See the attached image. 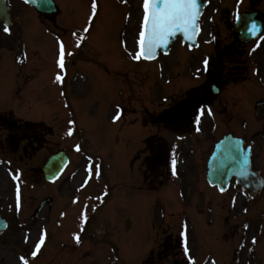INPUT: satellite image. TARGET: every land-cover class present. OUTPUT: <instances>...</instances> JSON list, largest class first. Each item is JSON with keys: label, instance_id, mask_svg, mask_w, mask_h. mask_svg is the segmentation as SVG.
Here are the masks:
<instances>
[{"label": "rangeland", "instance_id": "374dc122", "mask_svg": "<svg viewBox=\"0 0 264 264\" xmlns=\"http://www.w3.org/2000/svg\"><path fill=\"white\" fill-rule=\"evenodd\" d=\"M10 1L16 24L10 35L0 27V111L14 110L41 120L48 116L56 133L51 150H65L72 164L56 185H20L17 201L19 183L12 179L9 167L15 171L22 165L10 154L0 153V159L12 161L10 166L0 164V215L9 222L7 231L0 234V264H22L19 256L29 259V264H139L156 234L177 222L170 189L153 194L136 190L135 177L142 164L137 154L146 130L144 113L159 111L164 97L177 98L202 84L204 76L197 79V69L211 52L212 37L225 45L229 36L224 25L209 26L206 19L213 8L227 7L222 3L226 0H218L222 4L216 6V0H210L213 4L197 47L177 41L168 55L139 62L131 59L124 42L128 49L137 47L144 0H95L96 16L87 33L84 28L92 17L94 0H55L60 12L51 20L65 29H55L61 38L47 31L35 9L22 0ZM242 3L243 9L246 4ZM74 32L84 37L80 47ZM58 38L65 42L66 51L74 53L67 58L63 84L55 79L61 72ZM20 59L24 62L19 63ZM253 84L255 79H250L235 92ZM66 102H70L67 107ZM117 105L124 114L114 122ZM73 119L78 122L77 137L67 135V122ZM78 138L83 153L102 166L100 178L83 188L88 158L74 150ZM34 165L23 166L22 176H35L30 171ZM49 197L55 198L53 209L46 208L32 221L35 208ZM85 208L87 223L82 217ZM44 230L45 244L31 257ZM76 234L81 237L79 244Z\"/></svg>", "mask_w": 264, "mask_h": 264}, {"label": "flooded vegetation", "instance_id": "af4514ba", "mask_svg": "<svg viewBox=\"0 0 264 264\" xmlns=\"http://www.w3.org/2000/svg\"><path fill=\"white\" fill-rule=\"evenodd\" d=\"M256 1L252 9L241 12L254 14V19L262 25L261 32H264V0ZM224 10L213 9L206 19L207 24L217 26L220 21L231 27L233 14ZM257 43H260L258 38L253 41L252 49ZM232 45L236 48V53L229 59L232 62L221 64L223 72L192 95H202L203 100L190 101L182 108L174 105L158 117V125L174 135V144L157 132L145 139L144 182L148 185L151 182L172 183L177 225L174 232L166 234L155 248L146 250L142 264H185L181 242V221L185 220L196 264H212L213 261L215 264H264V107H261L264 105V43L253 51L258 58L262 53V57H255L253 63L252 69L255 66H258L255 71L259 69V75L255 74V84L240 91L227 92L230 86H242L250 79L248 73L251 71L243 61L250 46L235 41ZM210 84L220 89L218 98L213 99ZM246 97L250 98L251 105L240 106ZM196 102L210 107L214 113V118L208 115L202 118V131H196L193 122V104ZM249 118L252 120L251 131H244ZM27 125L13 120L6 140L17 149L22 147L25 150L27 147L22 146L23 143L31 145L33 150L36 148L30 156L33 158L49 147L45 137L48 129L44 127L42 133L35 136L26 133ZM229 135L251 147V170L261 178L254 185L262 183L259 191L245 192L236 178L229 181L225 192L208 181L215 146ZM173 154L178 160V177L170 172ZM233 197L236 198L235 207ZM245 224L249 225L247 229ZM253 237L257 240L255 244L252 243ZM241 244H244L243 248Z\"/></svg>", "mask_w": 264, "mask_h": 264}, {"label": "snow or ice", "instance_id": "6c2138e0", "mask_svg": "<svg viewBox=\"0 0 264 264\" xmlns=\"http://www.w3.org/2000/svg\"><path fill=\"white\" fill-rule=\"evenodd\" d=\"M26 3H30L31 0H25ZM242 3L243 0H240ZM93 14L89 20V24L84 28V32L87 33L90 28L93 27L91 21L96 16V2H93ZM144 17H143V30L138 34L137 47L135 49H128L127 42H124L126 50H128L129 55L133 61L139 62L141 60H148L155 58L161 49H167L172 37L176 36L177 33H181L189 41L194 40L198 33L201 31L200 21L202 16L201 5L199 0H144L143 3ZM237 22L240 21V13H236ZM252 36L257 37L260 43H257L256 46L252 49L255 51L257 48L264 43V32L257 31L256 23H252L250 27L245 29ZM4 31L11 34V29L5 27ZM74 37H77L76 47H80V44L83 42L84 37L79 36L77 33H72ZM213 40L216 39L215 36L212 37ZM59 55H58V68L61 70L60 73L56 75V81L60 84H63L65 81L64 70L66 68L67 58H70L74 55L71 51H66V45L63 39H59ZM24 58L27 57L25 52ZM19 63H23L24 60H18ZM223 72V68L218 65V63L210 57L205 56L202 60L201 67L197 69V79L207 76L211 81L214 77H218L219 74ZM256 74L259 75V69L256 70ZM214 87V85H209ZM215 91L219 92V88H215ZM63 95V93H62ZM165 102H167L168 97H164ZM70 102H66L65 106L67 107ZM264 107V105H261ZM124 114V109L117 105L116 114L113 116V121H119L121 116ZM211 116L214 118V113L210 107L201 105L199 102L193 104V122L196 125V131H202L200 124L202 118L205 116ZM67 135L72 136L77 133V124L76 120H69L68 122ZM74 150L76 152H81L82 147L80 144H76ZM233 151L240 153L243 158V167L239 172L240 177L244 181L248 182L250 185L255 181L256 174L248 170V165L250 164V157L248 153H251L252 149L250 146L245 145L242 141L236 142V147ZM234 160L236 156L232 157ZM12 161H5L0 159V164L11 165ZM178 160L173 154L171 156V167L170 172L174 176H179L177 171ZM50 171H52L50 169ZM58 171V169L56 170ZM102 171V166L96 164L93 160V157H88V164L85 168L86 176L85 183L81 185L83 188L89 181L92 179H99ZM9 173L12 176V179L15 181H20L22 177V170L13 171L9 167ZM53 176L56 175V172H52ZM211 183V182H210ZM215 186V185H213ZM226 189L224 187L220 188L221 192H224ZM103 195H108L105 192ZM183 195V193H181ZM247 195V193H245ZM16 198L19 201V185L16 187ZM102 201V197H98ZM74 202H78V198ZM233 207H235L236 198L233 197ZM245 212L248 209H244ZM82 217L85 223L88 221L87 210L82 213ZM249 225L245 224L244 228L247 229ZM47 237V231L44 230L39 240L34 245V251L30 254L31 257H36L40 253L41 247L45 244V238ZM181 238H182V253L185 256V264H196V259L194 258L193 250L191 247V238L188 231V224L185 221L181 227ZM75 240L79 244L81 242V237L79 234L75 235ZM27 243V239L25 240ZM252 243H257L256 237L252 238ZM244 247V244H241V248ZM22 264H29V259H26L24 256L19 257ZM215 264V261L212 262Z\"/></svg>", "mask_w": 264, "mask_h": 264}, {"label": "water", "instance_id": "95a60500", "mask_svg": "<svg viewBox=\"0 0 264 264\" xmlns=\"http://www.w3.org/2000/svg\"><path fill=\"white\" fill-rule=\"evenodd\" d=\"M199 3L201 5V10H202L203 8L202 0H199ZM28 4L35 7L42 14H53L56 12V8L53 3V0H31V2ZM241 22L237 24V26L233 29V33L236 36H238L239 39L245 37L247 38V36H250L245 30L247 26H245L244 28L240 27ZM0 23H3L6 26L11 25L8 6L5 0H0ZM238 27L241 29H238ZM178 37H180L183 40V42L188 43L190 47L197 45V37L194 40L189 41L181 33H177L176 36L171 38L168 48L161 49L159 52H163L164 54H167L169 52L171 44ZM157 57L158 55L155 58L148 60H154ZM236 142L237 140H233L231 137H228L223 141H221L216 146V150L213 155V164L218 163V169H216L215 166H213L211 168V171L209 172V179L212 181L213 184L217 182L226 183L231 176H235L238 179H242V177H240L239 175V172L241 171V168L244 166L243 158L240 153L233 151V149H235L236 147ZM233 156H236L235 160L232 158ZM248 156L250 157L249 153ZM67 164H68V160L64 154H58L52 157L44 168L45 178L48 181H53L57 179L60 176V174L64 171ZM50 169L52 171H50ZM57 169L58 171H56ZM248 170H249V165H248ZM53 171L56 172L55 176H53L52 174ZM6 226L7 225L5 221H3L0 218V232L3 231L6 228Z\"/></svg>", "mask_w": 264, "mask_h": 264}]
</instances>
